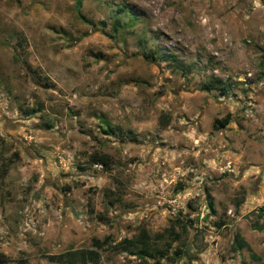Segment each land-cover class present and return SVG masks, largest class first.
Here are the masks:
<instances>
[{
    "label": "rangeland",
    "instance_id": "374dc122",
    "mask_svg": "<svg viewBox=\"0 0 264 264\" xmlns=\"http://www.w3.org/2000/svg\"><path fill=\"white\" fill-rule=\"evenodd\" d=\"M262 207L264 0H0V264H264Z\"/></svg>",
    "mask_w": 264,
    "mask_h": 264
},
{
    "label": "trees",
    "instance_id": "16d2710c",
    "mask_svg": "<svg viewBox=\"0 0 264 264\" xmlns=\"http://www.w3.org/2000/svg\"><path fill=\"white\" fill-rule=\"evenodd\" d=\"M148 56V55H147ZM149 58V57H147ZM216 84H207V89L209 90H216L220 87V82ZM223 94H226L229 91V87L220 88ZM229 123L228 119H225L224 122L216 121L214 128H218L220 125L221 128L227 126ZM93 161L95 164H101L106 169L110 168V158L108 156H101L95 155L93 157ZM260 215H264V207H262L259 211ZM239 242V248L245 245L242 241ZM119 247L123 248L124 250L128 251L131 255L137 256L141 259L144 258H162L164 253L160 252L159 250L153 251L152 247L149 244V237L146 234L138 237L137 239H124L120 244ZM98 248V247H97ZM58 262L65 263V264H97L100 260V253L96 250H82V251H73L68 252L64 255L57 257L56 259ZM1 262V261H0ZM3 262V261H2Z\"/></svg>",
    "mask_w": 264,
    "mask_h": 264
}]
</instances>
